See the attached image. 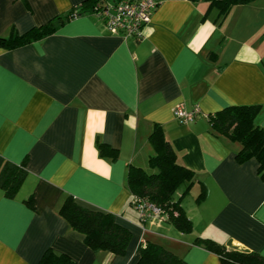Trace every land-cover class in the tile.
<instances>
[{"label":"crops","instance_id":"0c3cea01","mask_svg":"<svg viewBox=\"0 0 264 264\" xmlns=\"http://www.w3.org/2000/svg\"><path fill=\"white\" fill-rule=\"evenodd\" d=\"M82 1L0 0V36L24 33ZM217 13L204 0H157L140 40L85 14L36 41L0 46V156L27 169L15 197L0 189V264H38L48 248L78 264H136L145 240L187 264H222L197 237L264 256L258 162L239 163L240 143L207 118L229 105L259 104L256 123L264 128V0L237 5L221 21ZM177 105L201 114L181 123ZM157 125L194 172L181 198L189 232L169 221L142 222L130 204L127 167L149 170ZM97 140L117 157L100 156ZM69 194L130 231L124 254L85 244L58 212ZM30 195L33 209L24 201Z\"/></svg>","mask_w":264,"mask_h":264},{"label":"trees","instance_id":"16d2710c","mask_svg":"<svg viewBox=\"0 0 264 264\" xmlns=\"http://www.w3.org/2000/svg\"><path fill=\"white\" fill-rule=\"evenodd\" d=\"M109 0H84L47 22L33 26L24 33L12 29L7 36H0V46L18 47L53 33L72 18L85 14H94ZM196 1V0H193ZM209 8L217 9L219 21L237 5H244L255 0H204ZM95 15V14H94ZM260 111L259 104L229 105L207 115L210 124L220 133L241 147L236 153V160L243 163L251 158L258 162V173L264 178V128L256 123ZM149 144L154 150L148 160L149 170L129 164L126 174V186L131 192L130 204L134 198H141L154 203L166 214V221L171 222L181 232H189L191 220L181 205L182 196L188 192L194 181V172L177 161L176 153L165 139L160 126H155L149 135ZM100 156L115 159L117 150L107 144L96 141ZM27 175L26 162H12L0 156V189L4 196L15 197ZM202 190L197 200L203 198ZM25 203L34 208L33 196ZM59 214L70 227L83 234L84 242L93 250L104 249L114 255L124 254L131 238L130 231L118 224L112 213L90 209L78 204L69 194L61 203ZM196 243L214 251L222 264H264V256L255 251L226 247L210 238L197 237ZM139 258L136 264H187L185 260L162 245L145 240L138 245ZM38 264H78L70 256L48 248L42 254Z\"/></svg>","mask_w":264,"mask_h":264},{"label":"built area","instance_id":"2783aa9c","mask_svg":"<svg viewBox=\"0 0 264 264\" xmlns=\"http://www.w3.org/2000/svg\"><path fill=\"white\" fill-rule=\"evenodd\" d=\"M157 0H109L95 11L104 27L111 33L122 34L140 40L144 37V27L150 21ZM201 114L198 106L186 109L177 105L173 109L174 117L181 123L194 122ZM133 207L138 213L140 221H166V214L154 203L134 198Z\"/></svg>","mask_w":264,"mask_h":264},{"label":"rangeland","instance_id":"374dc122","mask_svg":"<svg viewBox=\"0 0 264 264\" xmlns=\"http://www.w3.org/2000/svg\"><path fill=\"white\" fill-rule=\"evenodd\" d=\"M257 2H260V1H257ZM257 4H259V3H257ZM258 6V5H257Z\"/></svg>","mask_w":264,"mask_h":264}]
</instances>
